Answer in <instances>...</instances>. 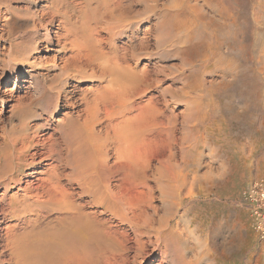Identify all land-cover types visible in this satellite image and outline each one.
I'll return each mask as SVG.
<instances>
[{"label":"rangeland","instance_id":"rangeland-1","mask_svg":"<svg viewBox=\"0 0 264 264\" xmlns=\"http://www.w3.org/2000/svg\"><path fill=\"white\" fill-rule=\"evenodd\" d=\"M87 1L90 9L82 15L88 24L82 30L95 40L101 38L99 43L107 56L127 60L141 76L142 94L132 98L133 109L127 114L137 113L138 108H145L144 114H148V108L156 110L151 134L158 143L150 147L149 176L140 179V183L134 181L135 189L130 188L129 180L126 187L118 188L114 172H103V165L118 163L114 144L108 138L110 130L103 127L108 122H104L105 117L95 122L94 132L81 129L82 118H73V106L79 104L84 108V102L106 85V76L102 77L97 67H93L97 75L91 73L92 66L83 69L72 64L62 68L70 54L67 41L56 45L54 40H42L34 49L35 39L43 31L35 20L45 0H0V264H12L6 237L21 233L24 228L37 230L41 224L55 222L57 213L32 203L34 199L43 200L34 196L35 189L45 183L44 170L54 165V169L59 168L55 171L60 172L61 186L73 192V200L82 204L84 210H95V215L107 224L127 228L117 215L104 211V205H92L90 196L80 193V184L73 178L68 181L69 175L96 171L105 175L107 178L101 183L110 185L111 192L103 197L114 202L120 213L131 212L121 207L125 200L110 198L113 193L134 202L143 199L144 202L136 203L140 207L135 208L139 216H135V229L142 241L156 236L153 228L162 221L155 216L169 215L170 226L179 233L174 242H169L170 247L180 248L187 258L198 251L201 255L197 264H264V240L253 232L250 215L241 202L242 190L255 178H264V0H133L113 11L103 0ZM101 12L105 14L100 15ZM55 23L51 29L56 28ZM74 85V93L80 97L75 101L69 97ZM89 104L93 105L92 101ZM114 122L118 120L109 123ZM45 132V136L54 134V140L47 141L53 143V155L34 156L30 165L31 153L43 150L35 141L36 135ZM23 146L29 152H23ZM165 166L182 167L188 174L186 186L177 193L164 186ZM35 169L37 173L29 174ZM10 173L20 178V183L5 185L3 177ZM163 192L176 196L177 205L165 200ZM23 193L31 195L28 201L22 202ZM27 203L28 210L23 211ZM141 205H153L158 213L154 215L150 209L146 215H140ZM129 233L132 238L134 234ZM145 248L147 253L141 256L144 264H150V258L164 249L153 243ZM171 257L167 253L161 264H178L175 256Z\"/></svg>","mask_w":264,"mask_h":264},{"label":"bare ground","instance_id":"bare-ground-1","mask_svg":"<svg viewBox=\"0 0 264 264\" xmlns=\"http://www.w3.org/2000/svg\"><path fill=\"white\" fill-rule=\"evenodd\" d=\"M58 1L59 0H45L46 3L43 4L40 7L41 9L37 12L38 15H37V19L35 21H38V24L42 28L43 31L39 32V35L36 37L34 45H33L34 49L36 50L38 48V45L40 44V42L42 40H44V41L46 40L48 42H51L52 40H54L56 45H62L65 41H67L68 42L67 44H69L68 46H70V54L67 56V58L63 62L62 68H67V67L71 66L72 64H73V67L75 64L76 66H81V68H83V69L84 68L86 69V67L88 68L89 66H92L91 71H93V72H91V73H96V75H97V70L93 69V67H97L100 75H102V77L106 76V78H104L106 85L105 84H104V86L102 85L103 87L101 86L102 88L97 89V92L95 94H93V97L91 96L92 99H90V100L92 101L93 105L89 104V103H91L90 100H89L90 102L89 101L84 102L85 103L84 108H80L79 104L76 106H73V104H72V106L75 107V109H74L75 112H74L73 118H75V119L82 118L81 129H83V128L89 129V130L92 129L93 130L92 132H94L95 129L93 127H95V126H93V124L95 122H97L98 120H100L101 118L103 119V117H105L104 122H108V123H107V125L105 124L103 127L106 126V128L110 130V132L108 134V138H110L114 144V146H112V145L111 146L113 148L115 147V150L114 149L113 150L116 152L115 158H116V161L118 163L114 162V164H112V162H111V165H108V164L103 165V163L101 161V163H102L101 165H103V170H105L103 172L105 174H107V171L112 172V173L114 172V174H112V175L115 176L116 182H119L118 188H122L123 185L125 186V184L128 183V181L126 183V180L130 181V184H131L130 188H132L133 186L136 187L135 184H137V183H134V181H137V180L139 181L140 179L143 181L144 178H146V176L148 174V170L151 168L150 160L152 158H150V155H151L150 147L155 146V144L158 143L156 141L157 140L156 136H153L151 134L152 130H154L153 129L154 128L153 121L155 120V117L157 114L156 110L155 109L152 110V109L147 107L149 112H148V114L147 113L144 114L145 108H143V109L138 108L137 113H132V115L127 114V113H130L129 111H131L133 109V108L130 109V103L132 101V98L142 91L141 87L143 86V84L140 87L141 79L139 78L141 76L139 74L137 75V72L133 71V67L130 66V64L128 63L127 60H124L122 58L120 59V57L115 56V55L112 56L111 54L109 56H107L106 52L103 51L102 44L99 43L100 41H102V40H100L101 38L100 39L98 38L99 40L96 39L97 40L96 41L95 39H93L94 37L92 38L91 35L90 36L87 35V33L84 32V30H82V28L85 26V24H88V22L86 23V20H85L87 18L85 17V19H84L83 15H82L83 13H85L86 10H88V8L90 9L91 5L89 4V2L87 0L86 1L85 0L84 1H82V0H61L62 4L58 3ZM98 1H102V0H98ZM151 1H153V0H151ZM103 2L108 3L111 6L112 11H113V10L121 7L122 4H124V3H128V5H129L130 2L131 3L133 2V0H103ZM119 9H121V8H119ZM107 12H108V6H107ZM75 13H78L77 16L75 15ZM91 13H89V14H91ZM108 13H111V12H108ZM103 14H105V13H103ZM103 14L101 12L100 15H103ZM109 15L111 17V14H109ZM54 23L57 26H56V28L53 27L54 29L53 28L51 29L50 27ZM47 25H49V27H47ZM109 26H111V25H109ZM43 27H44V29H43ZM171 27H172V25H171ZM80 28H81V30H80ZM85 28L88 29L87 27H85ZM92 30H90V32ZM112 30H113V28H112ZM132 34H133V31H132ZM96 35H98V33ZM116 54H117V52H116ZM125 54L126 53H124V55ZM94 75L95 74H93V76ZM142 76H143V74H142ZM76 89H77V86L74 85L70 91L71 96H69V97L72 98L73 101L76 100L75 98H78V100L80 98L79 95H75L76 92L74 93V91ZM140 94H142V92ZM136 97H139V96H136ZM87 98L89 99V97H87ZM82 104H83V102H82ZM82 104H81V106H83ZM152 108H153V106H152ZM101 110H102V113L100 112ZM134 110H136V109L134 108ZM65 113H67V112H65ZM100 115H101V117H100ZM175 119H177V118H175ZM113 120H118V122H116V123L114 122V123L110 124L109 122L113 121ZM165 120H167V119L165 118ZM101 122L99 121V123H101ZM159 124H161V123H159ZM158 126L159 125L157 124V127ZM97 129H98V127H97ZM103 130H105V129H103ZM84 131H85L84 134H86L87 133L86 130H84ZM95 131H97V130H95ZM103 132H105V131H103ZM99 134H100V132H99ZM45 135H46V132L42 133L40 135H36L37 140H35V141L38 143V145L42 146L41 148L43 150H38L37 152L35 151V152L31 153V156H32L31 161H30V163L28 162L30 165L33 164V162L35 160L34 156H39L40 158H43V157H41L42 155L43 156H49V155L52 156L53 155L52 154L53 151L51 153V150H50V144H53V143L52 142L49 143V142L54 140V139H52L54 134L49 133L47 136H45ZM98 136L96 135V137H98ZM100 136H101V134H100ZM102 138H104V137H102ZM160 139H162V138H160ZM47 141H49V142H47ZM104 141H102V142H104ZM96 142L94 144H96ZM29 146H30V144H29ZM70 146H71V144H70ZM96 146H97V144H96ZM164 146H166V145H164ZM106 147L108 148L109 145ZM23 148H24L23 152L26 150L28 151V147L23 146ZM62 148L63 147H61V149ZM55 149H56V147H55ZM160 151H162V150H160ZM74 152H76V149ZM58 153H60V152H58ZM57 155H59V154H57ZM65 155H66V152H65ZM18 156H20V155H18ZM67 157H68V155H67ZM46 158H48V157H46ZM6 159H7V157H6ZM70 160H69V162H70ZM99 161L100 160H98V162ZM105 162L109 163L107 161H105ZM17 164H18V162H17ZM69 164H71V163H69ZM19 165H21V164H19ZM47 165H50V162ZM13 167L14 166H11V169ZM53 167L45 169L44 172L42 171L44 174H46L45 175L46 177L44 180L45 183L41 184L39 187H37L35 189L36 192L34 193V196L42 197L43 200L39 201V198H38V200L34 199V201L32 200V203L39 206L41 209L43 208L46 211H54L55 213H57L55 220L51 219L55 222L49 223V221H48V223L46 225L41 224V226L39 228L37 226V230L34 227L29 229V230H25V228H24L23 231H21V233H12V235H9L8 237H6L7 244L9 245L10 250H11V251L8 250L7 252H11L10 255H11L12 264H129V263L130 264H144V261H143L141 256H143V254L147 253V249L145 247L147 245L149 246L150 243L155 244L159 248H161V247L164 248V249H162V251H160V253H159L160 255H158L157 257L153 256L152 258H150L151 259L150 264H161L162 258L165 257L167 255V253H169V255H171L172 257L175 256L174 260H176V262H178V264H197V262L200 260L201 254L196 250L191 255V258L189 256L188 257L189 259H188L186 257V255L184 254L185 252L183 253V251L180 248L170 247L169 242H171V243L174 242L173 238L178 237L179 233L177 232V229L170 226L169 222L171 219H170L169 215L163 216V215L159 214V216H155L156 218L158 217L157 219H159V222L162 221L161 225H157V226L154 225L155 227L153 228L154 229L153 231H155V233H157L156 236L154 237V239L152 237L148 236V238L146 240L142 241L141 240L142 238L140 237L141 234L139 235V233L135 229V224H137L135 222L138 221V220H135V218L137 217L136 213H135V208L140 207V204H136V203H140L139 201H141L143 199H141V200L136 199L137 201L134 202V201H131L128 199L127 200L124 199L125 197H123V196H117L116 195L117 193H113V195H111L110 198L112 199V198L118 197L117 199L125 200V202L123 204H120L121 202L119 203V201H118V203L120 205H122L121 207L124 210H126V211L128 210V212H131L130 214H128L125 211L124 212L126 214H124L122 212L120 213V210L115 209L114 202H111L109 199L103 197V195L105 193L111 192L110 189H108V187L110 185L107 187L105 185L106 183L105 184L103 182L101 183V181H103L104 179L107 178V177L104 178L105 175L103 177L101 173L96 174V172H98V171H96L93 173L92 172L88 173L87 175L86 174H80V173H82V172H80L79 176L78 175H75L72 177H71V175L68 176V181L70 178H73L80 184V187H79L81 189L80 193H86V195L90 196L89 202L92 203V205H94V206L104 205V207L102 208L104 211L105 210L109 211V213L113 214L114 216L117 215L119 217L118 219L121 222H125L127 224L126 229L118 228L117 224H115V223L114 224H112V223L107 224L105 222V220L98 218L94 213L95 210H94V212L93 211H87V210H84L85 208L83 209L82 204L78 205L75 202V200H73V192L70 189H68L67 187L61 186L60 181H59L60 180L59 179L60 172L58 171L59 172L58 173L57 171H55V169H57V168L54 169ZM100 167L102 168V166H100ZM95 168H97V167H95ZM164 168L167 170V176H166V171H165V174H163L161 172L160 175L163 174L166 177V179H167V180L165 179L166 185H164L163 183H160V184L161 185L163 184L164 186H166L168 190H173L174 192L176 191V193H177L181 189V187L187 183V181H188L187 175L188 174L183 172L182 167H177V169H173V167L165 166ZM164 168H162V170ZM51 169H53V170H51ZM79 169H80V167H79ZM14 170H15V168H14ZM76 170H77V167H76ZM8 171H10V170H8ZM82 171L85 172V170H82ZM6 172H7V170H6ZM10 172H12V171H10ZM72 172H74V171H72ZM33 173H37V170L35 169V170H31L29 172V174H33ZM75 173L78 174V172H75ZM159 173H160V171H159ZM163 175H162V177H163ZM148 176H149V174H148ZM111 177H113V176H111ZM159 177H161V176H159ZM60 178H62V177H60ZM19 179L20 178H15L13 173H10V176L8 175L7 177H3L2 182L5 183V185L9 184L10 182L17 184V183H20ZM75 180H73V181L75 182ZM112 180H114V179H112ZM70 181H72V180L70 179ZM140 181H139V183H140ZM62 182H63V180H62ZM79 184H77V185H79ZM101 184H103V185L101 186ZM108 184H110V183L108 182ZM145 184H147V183H144V186H145ZM5 185H4V187H5ZM113 185H114V182H113ZM68 186H69V184H68ZM140 186H142V184ZM130 188H129V190H130ZM134 189H132V190H134ZM167 189H163V190H166L167 193H171V192H168ZM124 190H125V188H124ZM119 191H120V189H119ZM126 191H128V190L126 189ZM28 192H31V190ZM122 192H120V193L122 194ZM120 193H119V195H120ZM124 193H123V195L126 196V194H124ZM145 195H144V198H145ZM163 195L165 197L164 199L168 200L170 204H176V201H175L176 196L173 195V197H172L171 195L169 196L168 194H165L164 192H163ZM23 196H24L23 197L24 201L22 200V202H25L27 199H29V197L31 195L28 193L27 194L25 193ZM107 196H108V194H107ZM141 198H142V196H141ZM112 201H114V199ZM143 202H144V200H143ZM22 207H23V205L21 206V208ZM28 207H29L28 203L24 204V207H23L24 210L23 211L28 210ZM32 207H33V205H32ZM141 208H142L141 209L142 214H140V215H143V214L146 215L150 209L153 211L154 215L158 213V208L153 206V205H149V206L148 205L147 206L141 205ZM3 209L4 208L2 207V211H3ZM37 209H39V208H37ZM103 210H100L99 212H104ZM168 213H170V212H168ZM143 217H145V216H143ZM137 218H139V216ZM140 218H142V217H140ZM157 219H156V221H157ZM129 232L134 234V236H132L133 239L131 237H129V234H130ZM144 235H145V233H144ZM6 236H7V234H6ZM152 239L154 241H152ZM132 240H134V241H132ZM1 250H2V248H1ZM1 252H3V251H1ZM9 259H10V257H9Z\"/></svg>","mask_w":264,"mask_h":264},{"label":"built area","instance_id":"built-area-1","mask_svg":"<svg viewBox=\"0 0 264 264\" xmlns=\"http://www.w3.org/2000/svg\"><path fill=\"white\" fill-rule=\"evenodd\" d=\"M241 202L248 211L251 228L259 240H264V178H255L241 193Z\"/></svg>","mask_w":264,"mask_h":264}]
</instances>
